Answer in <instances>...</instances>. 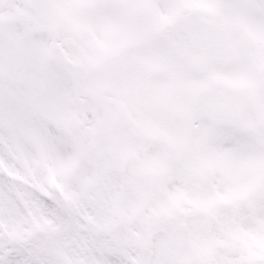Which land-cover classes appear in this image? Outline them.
I'll use <instances>...</instances> for the list:
<instances>
[{
  "label": "snow or ice",
  "instance_id": "1",
  "mask_svg": "<svg viewBox=\"0 0 264 264\" xmlns=\"http://www.w3.org/2000/svg\"><path fill=\"white\" fill-rule=\"evenodd\" d=\"M0 264H264V0H0Z\"/></svg>",
  "mask_w": 264,
  "mask_h": 264
}]
</instances>
